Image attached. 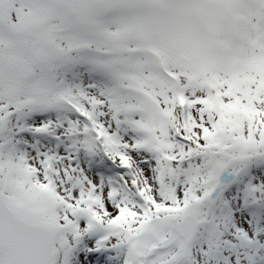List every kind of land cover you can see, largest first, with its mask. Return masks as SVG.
Returning <instances> with one entry per match:
<instances>
[{
  "label": "snow or ice",
  "instance_id": "1",
  "mask_svg": "<svg viewBox=\"0 0 264 264\" xmlns=\"http://www.w3.org/2000/svg\"><path fill=\"white\" fill-rule=\"evenodd\" d=\"M0 264H264V0H0Z\"/></svg>",
  "mask_w": 264,
  "mask_h": 264
}]
</instances>
